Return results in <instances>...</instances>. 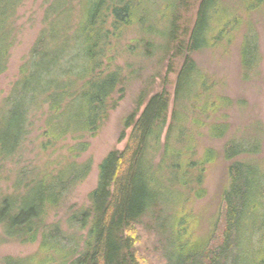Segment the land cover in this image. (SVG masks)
<instances>
[{
  "label": "trees",
  "instance_id": "trees-1",
  "mask_svg": "<svg viewBox=\"0 0 264 264\" xmlns=\"http://www.w3.org/2000/svg\"><path fill=\"white\" fill-rule=\"evenodd\" d=\"M24 1L0 0V76L7 69L16 41L15 21ZM189 3L197 5L195 20L190 30L181 29L183 38L177 41L179 13ZM73 4L74 0H54L46 9L41 21L44 28L0 109V173L28 137L27 116L32 111L40 110L44 116L42 135L46 141L41 147L45 150L67 136H94L114 108L109 100L121 85L122 75L119 68H111V42L139 16V6L132 0H80L79 17L73 22ZM256 4L247 1L243 8L250 12ZM225 11L217 0H172L163 13L169 19L163 34L168 44L174 45L165 50L182 59L170 116L169 93L163 88L146 101L140 113L137 109L127 117L125 127L131 132L125 149L110 152L100 162L96 187L88 195L89 208L69 219L80 231H86L83 250L66 252L63 264H137L131 237L134 224L154 208L162 213L166 207L171 208L161 192L164 178L180 179L185 200L193 192L197 198L204 195V167L216 154L205 149L201 159L193 161L198 146L193 129L205 125L210 137L224 138L229 124L224 122L225 114H221V122L216 115L231 103L216 94L214 81L197 70L193 55L216 47L217 42L226 45L232 41L243 21L232 13L222 18ZM239 49L245 80L259 59L254 32L242 36ZM252 140L232 137L223 147L227 163V187L221 198L223 242L207 252L212 255L210 264H217L223 254L225 259L231 257L232 264H264V173L254 159L260 142L254 137ZM77 147L83 152L87 143L80 142ZM156 157L158 161L154 162ZM89 171V163L78 167L71 163L61 170L21 169L17 174L20 177L13 181V191L0 192L3 237L32 242L40 236L42 247L59 246L60 228H43L42 218L50 209L58 208L65 193ZM169 219L171 222L173 218L164 219L165 225ZM245 220L252 225L259 222L253 252ZM173 224L178 225L174 219ZM189 247L177 246L175 264L200 262L196 254L199 247ZM233 249L236 252L227 256Z\"/></svg>",
  "mask_w": 264,
  "mask_h": 264
},
{
  "label": "rangeland",
  "instance_id": "rangeland-1",
  "mask_svg": "<svg viewBox=\"0 0 264 264\" xmlns=\"http://www.w3.org/2000/svg\"><path fill=\"white\" fill-rule=\"evenodd\" d=\"M53 1L25 0L17 13L16 41L9 53L7 69L0 76V109L17 81L21 67L28 60L37 36L44 28L41 21ZM79 1L74 0L73 22L79 17ZM132 1L139 6V16L125 26L117 39L111 42L109 52L111 68L121 70V85L110 97L109 102L114 108L96 134L83 138H79V135L67 136L44 150L41 147L46 141L42 135L45 131L44 116L40 110L32 111L27 116L30 123L28 137L14 159L5 164L0 173V192L4 194L13 191V181L19 176L17 174L21 169L61 170L71 163L76 167L84 163L90 164L87 176L65 193L58 208L50 209L42 218L43 228L58 225L62 232L58 238L59 246L62 247L46 244L42 247L44 241L40 236L32 242H22L14 237L6 239L0 229V264H63L66 252L82 251L86 231H80L78 225L69 219L78 211L89 208L88 195L96 187L100 162L110 152L125 149L131 132L130 128L125 127L127 117L137 109L140 113L146 101L163 88L169 93L168 117L170 116L174 88L182 64L180 56L173 57L172 53L165 50L167 46H174L173 43L168 44L169 39L163 34L169 23L163 13L170 7L172 0ZM217 1L226 10L225 13L221 12L222 18L232 13L243 23L237 27L229 44L217 42L216 47L202 50L194 54L193 58L197 70L214 81L216 94L223 95L231 103L229 108L216 115L221 122V114H225L224 122L229 124V131L224 138L213 139L205 125H198L193 129L198 141L193 161L198 162L205 149H211L216 154V158L204 167L201 185L204 195L197 198L193 192L185 200L186 193L182 184H179L180 179H163L161 192L171 208L166 207L163 213L160 208H154L134 224L131 237L137 264H175L173 259L177 246L192 245H197L200 249L196 253L201 257L197 259L200 262L195 264H210L212 255L207 252L216 250L223 242L221 234L224 228V208L221 198L227 187V163L222 150L230 138H242L248 142H252L253 137L259 140V151L254 159L264 173V0H260V3L256 0ZM247 1L259 5L256 4L250 12H246L247 8L244 9L243 5ZM196 9L195 3H189L188 8L179 13L177 41L183 38L181 29L190 30L192 27ZM247 32L255 33L259 59L256 69L243 80L239 46L242 36ZM197 104L200 106L201 102ZM196 112L197 110L195 116ZM209 115L212 113L209 112ZM164 133L165 129L161 142ZM80 142L87 143L83 152H79L77 147ZM157 161L158 157L154 162ZM168 217L176 220L178 225L173 226V219L171 222L169 219L165 225L163 221ZM250 224L251 222L246 221L245 233L252 242L253 252L259 222ZM235 252L233 249L227 256ZM252 255L254 256L253 253ZM225 257V254L220 256L217 264H232L231 257ZM64 264H67L66 261Z\"/></svg>",
  "mask_w": 264,
  "mask_h": 264
}]
</instances>
